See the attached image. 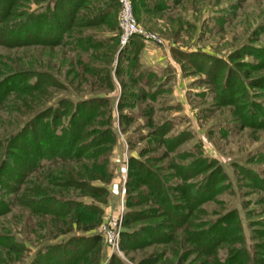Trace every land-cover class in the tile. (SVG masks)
<instances>
[{"label":"trees","instance_id":"obj_1","mask_svg":"<svg viewBox=\"0 0 264 264\" xmlns=\"http://www.w3.org/2000/svg\"><path fill=\"white\" fill-rule=\"evenodd\" d=\"M31 1L0 0L1 47H64L87 52L113 38L115 43L118 42L117 35L110 40H97L81 32L84 28L109 25L118 8L116 0H33L38 4L35 9L30 7ZM142 1L151 10L166 13L182 0ZM73 26L76 31L72 35ZM141 48L142 44L133 37L119 52L114 69L116 78L122 75L129 80L150 77L148 72L140 71L138 55ZM173 54L189 65L197 60L198 69L207 76V84L218 92L223 106L233 107L243 128H264V104L256 102L249 91V86L264 89L263 77L250 84L237 68L222 59L180 50H174ZM235 54L237 59L248 55L261 57L264 49L243 47ZM107 58L111 56L108 54ZM110 64L108 61L107 66ZM81 68L82 73L87 72L92 77L104 75L105 87L108 91L114 90L113 69H91L83 64ZM48 87L58 88L59 84L42 72L15 69L9 63H0V108L20 116H27V111L31 113L22 124L16 125L15 130L0 138V216L9 213L15 203L62 227V230L54 229L57 232L54 239L38 248L27 264H98L95 255L99 251L100 238L71 232L72 220L84 225L78 229H90L89 225L98 219L99 208L93 202L64 198L61 192L55 195L50 189L72 188L82 193L79 197L87 194L104 201L107 194L104 185L112 177L107 170L108 156L116 142L115 133L110 129L112 103L109 97L99 94L81 100L61 98L49 103ZM154 96L156 92L148 96L142 91L145 101L153 100ZM17 101L23 102L26 110ZM170 127L169 122L160 125L155 135L161 145L174 151L187 135L181 133L166 138ZM151 151L150 147L141 149L139 156ZM195 155L190 151L179 153L166 168L156 169L147 162L157 161L155 159H129L124 226L134 224L136 228L121 233L119 248L141 249L155 238L159 243L174 246L168 250L173 262L164 260L163 264H187L189 257H193V261L188 264H264V221L249 226L250 237L247 239L236 209L215 219H205L208 213L202 207L225 192L226 177L216 162L204 158L201 152ZM188 159L191 162L184 164L183 161ZM200 174L202 179L189 182ZM246 174L264 192L263 181L250 170ZM171 179L177 180V184H171ZM15 194L16 198L11 200ZM260 203L264 205V195ZM138 206L145 208L134 209ZM143 221L151 222L140 225ZM60 235L63 237L57 240ZM0 248L7 251L9 258L1 257V264L16 261L13 258L17 257L21 259L26 252L23 244L6 236H0ZM157 258L159 261L154 260ZM8 260L10 262L6 263ZM156 261H161L159 254L142 263L155 264ZM109 264L125 263L113 257Z\"/></svg>","mask_w":264,"mask_h":264},{"label":"rangeland","instance_id":"obj_2","mask_svg":"<svg viewBox=\"0 0 264 264\" xmlns=\"http://www.w3.org/2000/svg\"><path fill=\"white\" fill-rule=\"evenodd\" d=\"M29 4L32 9L38 6L33 0ZM171 7L170 12H155L145 6L142 0H132L133 14L141 31V35L134 36V40L142 44L138 55L140 71L150 74V77L144 76L142 79L129 80L123 75L117 78L114 76L117 57L124 48L120 45L119 8L113 12L109 25L81 30L83 34L97 40H110L117 35V43L113 38L87 52L70 51L64 47L8 49L0 46V63H9L15 69L38 71L53 77L59 87H48L49 103L61 98L81 100L97 94L106 95L111 100L113 114L110 129L115 133L116 142L108 156L107 170L112 177L104 185L107 190L104 201L87 194L79 197L82 193L72 188L61 191L50 189L55 195L61 192L64 198L93 202L99 208L98 219L89 225L90 229H78L84 225L80 226L72 220L74 226L71 232L87 238L95 235L100 238L97 245L99 251L95 255L98 264H109L113 257L125 264H143L150 256L158 257V254L161 261L158 263L159 259H154L157 260L155 264L173 260L168 250L174 246L159 243L155 238L144 248L128 250L120 246L119 252H113L104 240L102 227L114 218L118 220L119 235L130 228H136L134 224L124 226L131 157L142 161L155 159L157 161L147 162L156 169L166 168L179 153L190 151L197 155L201 152L204 158L216 162L221 168L227 185L223 194L203 205L202 208L208 213L205 219H215L218 215L236 209L247 239L250 237L249 226L264 221V205L260 203L264 192L246 174L247 170L254 172L264 186V128H243L233 107L223 106L218 92L207 84V76L198 69L197 60L189 65L173 54L174 50H180L222 59L237 68L243 79L250 84L264 78V54L261 57L248 55L243 59L234 57L236 50L243 47L264 49V31H261L264 30V0H182ZM75 31L73 26L70 32L73 35ZM108 54L110 59L107 58ZM108 61L111 63L109 66ZM81 64L91 69H113L111 80L114 90H107L104 75L92 77L87 72L82 73ZM142 91L148 96L156 92V96L153 100L145 101ZM249 91L256 102L264 104V89L249 86ZM17 103L26 110L23 102ZM27 112V116H20L0 108V138L10 134L17 124L29 118L31 113ZM166 122L171 124V131L166 138L171 139L181 133L187 135V139L181 145H176L174 151L161 145L159 137L155 135L156 128ZM148 147L153 151L140 157V150ZM183 162H191V159ZM169 174L174 172L169 171ZM202 176L200 174L189 182L196 183ZM170 182L177 184L178 181L171 179ZM16 196H11V200ZM144 208L138 206L134 209ZM59 226L50 222L48 217L41 218L14 203L9 213L0 216V236L13 238L18 244H23L26 252L21 255V259L13 258L16 261L8 260L6 263H29L38 248L54 239L53 235L57 233L54 229L62 230ZM62 237L60 235L57 240ZM6 253L0 248V259H9ZM191 261L193 257H189L187 264Z\"/></svg>","mask_w":264,"mask_h":264},{"label":"built area","instance_id":"obj_3","mask_svg":"<svg viewBox=\"0 0 264 264\" xmlns=\"http://www.w3.org/2000/svg\"><path fill=\"white\" fill-rule=\"evenodd\" d=\"M116 2L119 8L120 45L125 47L131 38L138 34L141 35V31L133 14L132 0H116ZM117 222V218H114L102 227L104 240L113 252H119L120 233Z\"/></svg>","mask_w":264,"mask_h":264}]
</instances>
